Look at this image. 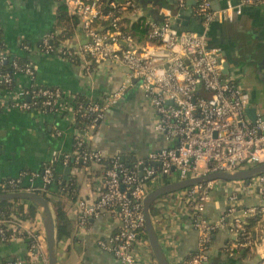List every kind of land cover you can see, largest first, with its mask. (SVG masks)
Listing matches in <instances>:
<instances>
[{
    "label": "built area",
    "instance_id": "built-area-1",
    "mask_svg": "<svg viewBox=\"0 0 264 264\" xmlns=\"http://www.w3.org/2000/svg\"><path fill=\"white\" fill-rule=\"evenodd\" d=\"M56 1L77 17L88 40L74 52L64 49L60 43L54 44L57 34H48L43 37L39 50L44 54H63L68 59L83 57L89 63L87 71L91 64L103 60L125 66L129 78L139 81V87L149 99L155 112V129L170 144L150 151L131 165L122 162L119 155L107 158L103 152L90 150L82 134L100 125L122 92L111 94L103 103L85 104L60 87L40 85L34 65L30 61L19 62L1 46L0 111L38 110L61 115L73 112L76 119L87 121L83 126L78 124L77 129H81L82 134L77 132L75 136V154L54 157L41 173L0 179V193L45 191L54 180L57 164L69 165L72 157L84 166L110 159L109 166H103V188L96 203L88 205L81 201L78 204V222L84 227L91 217L106 213L117 216L118 229L98 241L99 246L123 264H151L144 258L152 251L145 237L143 203L152 189L211 172H232L264 163V117L257 114L254 121L250 120L247 93L237 78L223 76L222 50L209 45L210 25L226 18L227 13L213 10L210 0H198L194 14L202 18L203 31L182 30L180 25L175 27L174 24L185 12L187 0H177L172 14L150 22L149 41L139 44L130 33L122 31L125 24L121 11L126 8L136 11L134 1L121 4L111 1L109 11H105L103 0ZM240 4L264 6V0H240ZM24 48L32 51L27 45ZM7 59L11 60L13 72L2 68ZM20 75L27 78L26 85H17ZM38 180L41 184L35 186ZM234 183L244 192L256 186L260 205L242 209L238 192L232 187ZM216 190L225 191L227 205L219 219L210 222L204 215ZM158 201L159 207H183L199 231L198 249L188 258H175L171 264H217L212 242L219 228H227L230 234L222 248L220 264L242 257L247 249L259 256L257 264H264V237L259 239L245 227L247 217L257 213L264 215V174L249 182L207 181L163 195ZM26 220L16 213L0 216V243L28 239L39 262L29 260L28 263L48 264L44 228L34 224L27 226ZM144 244L147 252L140 251ZM17 264L25 263L17 261Z\"/></svg>",
    "mask_w": 264,
    "mask_h": 264
},
{
    "label": "crops",
    "instance_id": "crops-1",
    "mask_svg": "<svg viewBox=\"0 0 264 264\" xmlns=\"http://www.w3.org/2000/svg\"><path fill=\"white\" fill-rule=\"evenodd\" d=\"M132 1L138 8L136 11L132 8L121 11L123 27L128 26L129 20L135 21L140 17L150 26L151 21H160L177 7V0ZM198 2L186 1L183 15L189 16L188 30L203 31L202 18L194 14ZM210 2L213 10L227 13L226 18L214 21L208 30L209 45L222 50L223 76L237 78L247 93L248 108H254L256 115L264 117V6H241L240 0ZM62 6L56 0H0V42L12 56L27 58L34 65L40 85L60 87L85 104L103 103L118 91L122 95L106 112L100 125L84 134L77 129L78 120L73 112L61 115L38 110L0 111V179L41 173L54 157L75 154L77 132L84 136L90 150L103 152L107 158L124 156L125 163L129 165L145 158L150 151L170 144L155 129V112L149 99L139 87V81L129 78L125 66L113 60H103L91 64L87 71L86 64L89 63L83 57L68 59L63 54H44L39 50L43 37L48 34L63 35L65 39L60 41V46L74 52L87 42L88 38L78 19L75 21L69 13L70 19L59 20ZM103 23L107 24L106 21ZM179 27L181 29V24ZM134 38L139 44L149 41V38ZM25 45L32 51L26 50ZM18 80L17 85H26L24 75H20ZM139 126H143L145 133L136 128ZM103 166L96 163L89 166L82 163L57 164L56 175L62 182L76 185L74 192L64 189L58 196L48 193L54 200H63L72 228L70 237L56 248L57 264H123L98 244V241L116 232L119 225L117 216L106 213L91 217L84 227L78 222V204L84 201L93 205L99 198L103 188ZM39 184L40 180L34 185ZM232 187L238 192V204L242 209L260 205L256 186L247 192L238 183ZM72 194L74 198L70 196ZM154 205L157 209L154 224L169 261L172 263L175 258H188L198 249L199 231L183 207H159L158 200ZM226 205L225 191L216 190L207 204L204 217L210 222L217 221ZM257 215L260 217L254 229L261 239V236L264 237V215ZM26 223L27 226L34 224L39 228L44 227L40 210ZM229 236L227 228H219L213 236V258L216 263L222 258V248ZM172 241L175 244L172 245ZM145 247V244L142 245L140 251ZM248 251L242 252V257L237 259H225L226 264H257L259 256L255 251ZM37 257L32 253L28 239L0 243V261L15 259L24 263L28 260L38 262ZM144 258L149 259L151 264H157L152 252L148 251Z\"/></svg>",
    "mask_w": 264,
    "mask_h": 264
},
{
    "label": "water",
    "instance_id": "water-1",
    "mask_svg": "<svg viewBox=\"0 0 264 264\" xmlns=\"http://www.w3.org/2000/svg\"><path fill=\"white\" fill-rule=\"evenodd\" d=\"M181 24L182 30H188L189 25V16L182 15L181 17L175 20V27H178ZM227 65H225V68ZM227 70V69H225ZM135 80V79H134ZM248 116L252 121L256 119V111L254 108L247 109ZM251 114V115H250ZM121 161L125 162L124 156H121ZM264 174V163L255 165L253 167L237 170L232 172H211L198 177H191L181 181H176L173 183H168L161 185L152 189L144 199V213L146 217L145 229L149 241V245L153 254V257L156 260L157 264H171L165 250L162 247L160 242L153 216H152V207L155 202L163 195L196 185L200 183H205L211 180H224V181H236V180H245L250 181L253 178ZM27 200L34 204L41 212L47 254H48V264H57V238H56V221L53 212V207L48 201V199L41 193L36 191H17V192H6L0 193V203L14 200Z\"/></svg>",
    "mask_w": 264,
    "mask_h": 264
},
{
    "label": "trees",
    "instance_id": "trees-1",
    "mask_svg": "<svg viewBox=\"0 0 264 264\" xmlns=\"http://www.w3.org/2000/svg\"><path fill=\"white\" fill-rule=\"evenodd\" d=\"M103 1H104L103 6H104L105 11H109L110 10L109 3L111 1H115L116 3L121 4V3L127 2L128 0H103ZM59 15H60L59 20H61V21L68 20L71 18V16H69L67 9H65L64 5L60 8ZM72 18L75 21H77V17L72 16ZM122 31L125 33H128V34L130 33L134 37H137L138 39L142 40V39H148L149 38L151 27L144 22V19L142 17H140V18H137L135 21L129 20L128 26L123 27ZM63 39H65V37L63 35L56 36V38L54 40V44L59 45L60 41ZM1 46H3V45L0 42V47ZM17 59L21 63L29 62V60L27 58H17ZM2 68L5 71H10V72L14 71L13 66L11 65L10 59H7L3 63ZM77 120H78V124L80 126H83V124H85V121H87V119H84V118H77ZM109 162H110V159H107L102 164L105 167H108ZM69 164L70 165L76 164L73 157L70 159ZM75 188H76L75 183L69 184V185H68V183H63L62 179H60V177H58L55 174L53 182L47 186V189L45 191L36 190V192L43 194L48 199L49 202L53 201L52 207H53V212H54L55 221H56L57 247L60 243L65 241V239L70 237V235L72 233V228H71V223H70V220L68 218L67 211H66L65 204H64L63 200L61 198H59L58 200H54L52 197L48 196V193H52V195L58 196V194H62V190H64V189H66V190L70 189L71 192H74ZM73 194L70 196L74 198L75 196ZM27 203H29L30 205H28ZM151 212H152L153 217L157 214V209L155 208V205L152 207ZM13 213L18 214L25 219H29V218L34 217L38 213V209L34 204H32L31 202H29L27 200H19L18 199V200H14V201H7V202H1L0 203V216L7 217ZM259 217H260V215H253V216L247 217V219H246L245 227L247 228L248 231H251L254 236L256 235L254 228H255L258 220H259ZM145 237H147L146 231H145ZM28 261L25 264H31V263H28ZM0 264H17V261L15 259H13V260L2 259L0 261ZM217 264H220V262H218ZM224 264H226V262Z\"/></svg>",
    "mask_w": 264,
    "mask_h": 264
},
{
    "label": "rangeland",
    "instance_id": "rangeland-1",
    "mask_svg": "<svg viewBox=\"0 0 264 264\" xmlns=\"http://www.w3.org/2000/svg\"><path fill=\"white\" fill-rule=\"evenodd\" d=\"M143 122H144V120H143ZM136 124H138V123H136ZM141 125H142V123H141ZM136 128H138V130H141L143 133H145V130H143V126L141 127V126H139V127H136ZM112 129H113V131L115 132L116 130H114V127H112ZM50 204L53 206V201H51L50 202ZM44 228V227H43ZM249 252V251H248Z\"/></svg>",
    "mask_w": 264,
    "mask_h": 264
}]
</instances>
